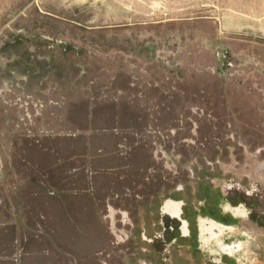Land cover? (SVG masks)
<instances>
[{
	"label": "rangeland",
	"instance_id": "1",
	"mask_svg": "<svg viewBox=\"0 0 264 264\" xmlns=\"http://www.w3.org/2000/svg\"><path fill=\"white\" fill-rule=\"evenodd\" d=\"M0 228L16 264H264V0H0Z\"/></svg>",
	"mask_w": 264,
	"mask_h": 264
},
{
	"label": "crops",
	"instance_id": "2",
	"mask_svg": "<svg viewBox=\"0 0 264 264\" xmlns=\"http://www.w3.org/2000/svg\"><path fill=\"white\" fill-rule=\"evenodd\" d=\"M56 203V207L57 209L60 210V213L56 216L58 219H60L64 226H65V231L68 233V237L70 236V233L72 231V229L70 227H68V225L70 224V222H76L73 219L74 217L78 216L79 217V221L82 218V214L80 211L78 214L76 215H72L71 214V206H69L70 208V213L68 210V205L67 202H63V201H57ZM87 211V210H86ZM87 216V215H86ZM70 218V219H68ZM70 220V221H69ZM71 226V225H70ZM16 231L17 229L13 228L12 230L7 229V228H0V257L2 255H8L5 258V263L6 264H16L15 260L12 259V256L14 254H12V240L14 239L15 235H16ZM43 245L42 243H36L35 241L31 240L28 243V252L27 254H25V256L19 261V264H44L47 259L46 257H44V253L41 251L43 249ZM3 262V261H2Z\"/></svg>",
	"mask_w": 264,
	"mask_h": 264
},
{
	"label": "flooded vegetation",
	"instance_id": "3",
	"mask_svg": "<svg viewBox=\"0 0 264 264\" xmlns=\"http://www.w3.org/2000/svg\"><path fill=\"white\" fill-rule=\"evenodd\" d=\"M167 201H171L174 204V207H175L174 214H171L164 210V206ZM167 201H165V203L163 204V211L172 217L178 216L180 214L181 203L179 201H172V200H167ZM235 211L240 214L244 212L242 209H237ZM207 222L210 224V226H207ZM199 223H200V231H201L200 236L203 240L204 248L208 247L210 252L211 251L219 252V254H224L226 256L229 254L233 256L235 254L240 253L241 248H242V243H243L241 239H239L238 242H235L233 243V245H231V244L226 243L224 240V237L222 236L225 229L232 228L233 226L226 225L220 221L215 220L214 218H208L205 220V218L203 217H200ZM214 228H217V230H214ZM182 231L184 233L187 232V227H186L185 222H184ZM233 232L238 238L240 231L233 230ZM208 234H210V236H206Z\"/></svg>",
	"mask_w": 264,
	"mask_h": 264
},
{
	"label": "bare ground",
	"instance_id": "4",
	"mask_svg": "<svg viewBox=\"0 0 264 264\" xmlns=\"http://www.w3.org/2000/svg\"><path fill=\"white\" fill-rule=\"evenodd\" d=\"M181 207V205H180ZM164 210L171 213V214H174L175 213V207H174V204L171 202V201H167L165 206H164ZM175 218L177 217H180V214L178 216H174ZM181 222H182V229H183V225H184V222L187 223L185 220L181 219ZM187 227V225H186Z\"/></svg>",
	"mask_w": 264,
	"mask_h": 264
}]
</instances>
